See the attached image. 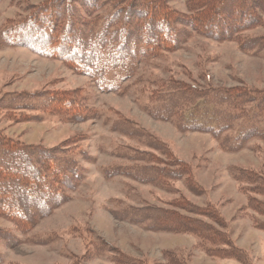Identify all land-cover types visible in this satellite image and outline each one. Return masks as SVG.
Masks as SVG:
<instances>
[{
  "label": "rangeland",
  "instance_id": "obj_1",
  "mask_svg": "<svg viewBox=\"0 0 264 264\" xmlns=\"http://www.w3.org/2000/svg\"><path fill=\"white\" fill-rule=\"evenodd\" d=\"M49 1L1 0L0 35L11 23ZM163 1L180 14H191L189 0ZM111 11L106 6L97 13ZM240 34L241 41L264 36V13L261 24ZM169 83L198 89L243 85L262 91L264 48L259 53L248 52L242 50L239 40H216L190 30L180 48L140 60L122 88L114 90L101 88L95 78L61 59L23 46H7L0 39V134L28 145L65 149L82 174L68 198L29 230L0 215V264H112L110 251L99 252V247L108 249L106 244L144 264H264V229L260 227L264 214L248 207V185L234 178L238 170L264 176V142L254 138L242 150L230 151L211 134L182 132L172 120L155 119L148 108ZM41 92L76 93L88 104L90 116L74 121L51 110L1 105L14 95ZM120 121L162 142L171 156L153 149L147 140L116 129L114 123ZM145 153L153 161L134 158ZM175 158L190 167L193 179L202 186V195L190 190L186 177L167 182L166 188L126 175L145 165L170 168ZM117 168L122 172L115 173ZM180 200L217 208L227 227L215 225V229L225 242L215 244L195 233L148 231L123 218L122 212L128 208L172 209ZM179 212L193 216L182 209ZM231 245L241 249L246 260L220 253L231 252L227 251Z\"/></svg>",
  "mask_w": 264,
  "mask_h": 264
},
{
  "label": "trees",
  "instance_id": "obj_2",
  "mask_svg": "<svg viewBox=\"0 0 264 264\" xmlns=\"http://www.w3.org/2000/svg\"><path fill=\"white\" fill-rule=\"evenodd\" d=\"M106 6L112 11L99 15L97 12ZM188 6L191 14L184 15L163 0H50L4 28L0 39L7 46H23L42 56L61 59L77 72L95 78L101 88L114 90L122 88L123 80L134 74L140 60L180 48L190 30L216 40H239L242 50L248 52L259 53L264 48V36L240 39L241 32L262 23L264 0H189ZM24 95H14L1 105L51 110L74 121L90 116L88 104L76 93ZM152 99L148 108L152 117L172 120L182 132L211 134L230 151L242 150L254 138L264 142V90L251 91L243 85L198 89L169 83ZM114 127L147 140L150 147L171 156L162 142L129 122H116ZM68 155L65 149L28 145L0 134V215L29 230L37 219L61 205L82 177L77 161ZM134 158L153 161L149 153ZM172 163L170 168L141 166L126 175L166 188L167 182L186 177L190 190L202 195V186L193 179L190 167L179 158ZM120 172V168L115 171ZM234 178L248 185V207L264 214V199L260 197H264V176L253 170H238ZM172 206L128 208L122 214L148 231L195 233L215 244L225 242L223 234L215 229V225L227 227L217 208L210 204L198 207L186 200ZM260 227L264 229V225ZM105 247L108 249L99 247V252L110 251L112 264H144L112 245ZM219 251L246 260L245 253L234 245L227 250L231 252Z\"/></svg>",
  "mask_w": 264,
  "mask_h": 264
}]
</instances>
